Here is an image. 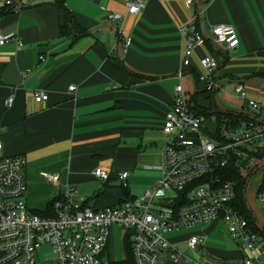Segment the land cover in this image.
<instances>
[{
	"label": "crops",
	"instance_id": "crops-1",
	"mask_svg": "<svg viewBox=\"0 0 264 264\" xmlns=\"http://www.w3.org/2000/svg\"><path fill=\"white\" fill-rule=\"evenodd\" d=\"M129 1L20 0L19 8H0V34L16 32L21 41L0 45L1 154L25 157L24 197L34 212L49 214V203L64 184L79 188L83 205L100 209L138 196L156 182L161 127L180 64L179 28L193 17L205 43L195 49L192 67L181 79L189 99L194 97L198 108L238 113L242 101L231 90L241 82L249 97L264 100V0H193L190 7L185 0H144L138 14L127 12ZM64 8L86 34L76 38L75 31H62ZM111 12L122 15V23H112ZM216 24L234 27L235 49L212 41L209 28ZM123 37L130 38L126 50ZM204 56L217 61L221 87L209 96V107L197 97ZM70 85L76 86L73 92ZM40 89L47 98L37 102L33 94ZM218 93L219 106L214 102ZM9 96L10 106L5 104ZM97 166L111 171L110 179L101 182L105 188L89 183ZM123 170L129 172L125 190L116 178ZM45 173L58 175V181L48 182ZM193 234L202 236L204 254L215 264H241L243 251L222 220L166 237L192 259L185 242Z\"/></svg>",
	"mask_w": 264,
	"mask_h": 264
},
{
	"label": "built area",
	"instance_id": "built-area-1",
	"mask_svg": "<svg viewBox=\"0 0 264 264\" xmlns=\"http://www.w3.org/2000/svg\"><path fill=\"white\" fill-rule=\"evenodd\" d=\"M20 0H0V8H19ZM193 0H185L190 7ZM127 12L138 14L144 0L127 2ZM109 20L122 23L119 13L108 14ZM212 41L226 50L238 44L235 29L229 24L209 28ZM182 42L180 64L174 74L173 103L166 112L161 132L160 174L156 182L142 194L123 198L118 204L100 209L84 206L73 186L64 184L50 201L49 214L32 211L25 200L26 160L23 155L4 156L0 141V264H35L42 246L48 245L52 264H109L108 242L111 230L118 225L130 243L134 264H161L170 260L177 264H215L203 251V238L193 234L185 244L196 259L171 244L166 235L190 229L214 219L226 224L227 234L243 251L241 264H264V237L254 231L248 216L235 201L233 169L243 179L250 173H264V100L251 98L241 82L232 88L242 101V110L234 112L197 113L190 108L182 77L192 67L191 57L205 43L197 18L179 28ZM15 42L21 45L16 32L0 34V45ZM130 38L123 37L124 50ZM204 72L198 81H205L204 91L212 95L221 89L217 84L218 63L212 56L200 59ZM75 85L68 90L73 92ZM197 91V88H196ZM44 101L45 90L33 94ZM12 97L5 100L10 106ZM92 174L107 182L111 171L101 166ZM129 172L116 173L122 188H127ZM50 183L56 174H44ZM258 199L264 204V191Z\"/></svg>",
	"mask_w": 264,
	"mask_h": 264
},
{
	"label": "rangeland",
	"instance_id": "rangeland-1",
	"mask_svg": "<svg viewBox=\"0 0 264 264\" xmlns=\"http://www.w3.org/2000/svg\"><path fill=\"white\" fill-rule=\"evenodd\" d=\"M201 72H203V71H201ZM199 74H201V73H199ZM220 83L225 84V82H220ZM190 84L194 85L193 77H190ZM198 87H199V91H201L197 96L199 98V104L201 106L209 107V102H210L209 95L206 92L202 91L205 87V81H200L198 84ZM192 89H193V87H192ZM220 96L221 95L219 93L214 95V102L216 104H218V106L220 104H222ZM239 109H240V107H239ZM261 172H262V170H258L254 173H250L247 184L244 187V198H245V202L247 203V205L249 207L248 210L246 211V213L252 214L253 217L258 221L259 226L264 228V204L261 203L258 199L259 191L260 190L264 191V179L260 178ZM95 179H93L89 183L94 184L95 186L98 184V185H100L99 186L100 188H105L101 184V182L104 183L103 181L99 180L98 178H95ZM108 184L110 186L112 185L111 187H109V189H112V188L115 189V186H113V185H115L114 183L108 182ZM78 189H76L77 195L80 198H83L81 196V194L79 193ZM112 232H113L112 233V240L110 241V243L108 245V251H109V254L111 256L110 259L112 261L122 260L126 257V252H125L126 250H125V247L123 245L124 231H123V229L119 228L118 225H114ZM49 250H50V247L48 245L42 246V248L40 250L39 258L36 260L35 264H52L51 263L52 254ZM188 253L190 254V252H188ZM190 255L194 259H196L195 253L191 252Z\"/></svg>",
	"mask_w": 264,
	"mask_h": 264
},
{
	"label": "trees",
	"instance_id": "trees-1",
	"mask_svg": "<svg viewBox=\"0 0 264 264\" xmlns=\"http://www.w3.org/2000/svg\"><path fill=\"white\" fill-rule=\"evenodd\" d=\"M64 11H66V14H68V15H66L67 16L66 23L64 25H62V31H64L66 33L75 31L74 33H75V37L76 38L77 37H81L84 34H86L85 30L83 28H81L80 26H78V24L73 19L72 15L67 12L68 10L66 8H64ZM196 93H198V91ZM189 101H190V108L192 110H194L195 112H197V113H204L205 114V113H209V112L212 111L211 109L198 108L199 106H197L194 97H190ZM191 104H193V105H191ZM229 170H231L232 177L235 179V184H236V187H235V201H236V204H237L238 208L240 209V211L242 213H244L246 216L249 217V219L251 221V224L253 225L254 231L260 232L263 235V237H264V231L262 230V228H260L256 224V220L253 217V215L250 214V213H246V211L248 210L249 207H248L247 203L245 202L244 187L246 186L248 179L247 178H245V179L241 178L239 176V174L237 172H235L231 168H229ZM262 178L264 179V174H263ZM125 189L126 188H124L123 190H125ZM36 213L41 215V213H39V212H36ZM124 247H125V250H126L125 251L126 252V257L124 259H122V260L111 261L109 264H134L133 256H132V253H131V246H130V243L126 239H125Z\"/></svg>",
	"mask_w": 264,
	"mask_h": 264
},
{
	"label": "water",
	"instance_id": "water-1",
	"mask_svg": "<svg viewBox=\"0 0 264 264\" xmlns=\"http://www.w3.org/2000/svg\"><path fill=\"white\" fill-rule=\"evenodd\" d=\"M263 163H264V161L261 163V165H260V167L263 165ZM263 172H261V174H260V178H262L263 177Z\"/></svg>",
	"mask_w": 264,
	"mask_h": 264
}]
</instances>
